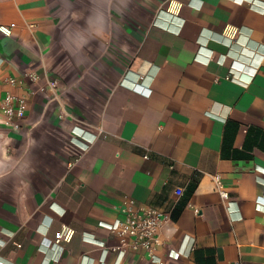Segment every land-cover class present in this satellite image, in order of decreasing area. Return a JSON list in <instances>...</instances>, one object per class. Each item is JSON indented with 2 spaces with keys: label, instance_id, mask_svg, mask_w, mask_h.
<instances>
[{
  "label": "crops",
  "instance_id": "obj_1",
  "mask_svg": "<svg viewBox=\"0 0 264 264\" xmlns=\"http://www.w3.org/2000/svg\"><path fill=\"white\" fill-rule=\"evenodd\" d=\"M0 25V264H264V0H0ZM125 198L168 215L161 263L100 225Z\"/></svg>",
  "mask_w": 264,
  "mask_h": 264
},
{
  "label": "built area",
  "instance_id": "obj_2",
  "mask_svg": "<svg viewBox=\"0 0 264 264\" xmlns=\"http://www.w3.org/2000/svg\"><path fill=\"white\" fill-rule=\"evenodd\" d=\"M0 30L9 31L4 26L0 25ZM35 76V75H32ZM143 78L142 74H137L136 78L129 80L126 76H123L121 83H129L130 86H134L137 81ZM9 83H13L12 77L8 78ZM26 106L25 97L20 94L6 90L1 101V111L4 115V120L11 127L18 128L20 125V119L23 116ZM81 137V134H76ZM87 145V141H84ZM146 156V155H144ZM212 180V189L218 192L220 198L227 202L229 199V193L224 186L223 180L218 172L210 174ZM182 188L177 187L175 194H181ZM120 211L124 214L123 220L117 222H99L100 225L107 227L118 236L119 243L114 246L118 250L119 257H122L127 248H144L150 260L156 263H161L159 256L155 254V247L160 242L159 228L162 222L168 217V215L161 209H158L149 204H137L133 198H125L122 200L119 206ZM199 208L194 207V211L198 212ZM69 233L59 234L53 241L55 244H59L61 239L67 240ZM17 245L19 243L16 242ZM193 248V241L190 245V250ZM107 251L104 248L103 254ZM168 255L175 258L179 255L178 250H170ZM5 264V263H3Z\"/></svg>",
  "mask_w": 264,
  "mask_h": 264
}]
</instances>
